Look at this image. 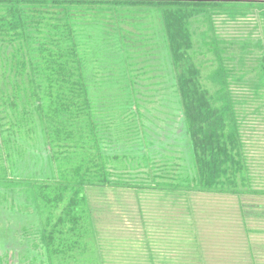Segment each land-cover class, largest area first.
Instances as JSON below:
<instances>
[{
  "label": "trees",
  "instance_id": "16d2710c",
  "mask_svg": "<svg viewBox=\"0 0 264 264\" xmlns=\"http://www.w3.org/2000/svg\"><path fill=\"white\" fill-rule=\"evenodd\" d=\"M133 18L157 20L159 31L129 23ZM220 18L246 36H220ZM123 25L141 27L138 40ZM160 43L186 141L185 172L171 181L156 174L146 139L116 154L102 141L109 131L128 146L156 110L131 68L137 49L147 55ZM235 86L248 93L236 94ZM0 113L7 126L0 192L20 195L27 216L36 217L47 264L105 263L90 213L92 188L264 196L254 189L242 132L250 114L264 113V0H0ZM36 141L48 148L45 178L15 172L28 165Z\"/></svg>",
  "mask_w": 264,
  "mask_h": 264
},
{
  "label": "rangeland",
  "instance_id": "374dc122",
  "mask_svg": "<svg viewBox=\"0 0 264 264\" xmlns=\"http://www.w3.org/2000/svg\"><path fill=\"white\" fill-rule=\"evenodd\" d=\"M222 20H217L220 36L228 39L246 36L245 28ZM140 22L135 18L129 21L143 24V29L154 27L159 31L157 20ZM137 25L122 26L135 34L128 36L132 40H138L137 35L141 34V27ZM153 44L154 39H151L150 45ZM145 45L146 42L140 43V46ZM137 52H141L140 57L132 61L131 68L136 88L146 99L154 96L152 100L156 104L152 108L156 110L146 114L142 125H137L128 146L125 140L109 131L102 136V141L105 148L116 154L131 147L135 151L146 139L153 145L155 165L159 167L155 168L156 174L165 176L163 181H171V177L185 172L181 166L186 141L170 67L162 43L147 55L143 49ZM234 92L239 95L246 90L235 86ZM257 105L252 104L248 110L252 111ZM5 123L4 114L0 113V146L6 136V131H2L7 129ZM242 132L254 189L264 191V113L250 114ZM32 148L26 152L28 165H17L15 172L24 177L49 176L48 148L37 141ZM13 159L17 162V157ZM163 159L166 162L161 165ZM3 162L0 166L7 167L5 158ZM169 165L171 171L166 168ZM8 175L11 174L8 172ZM88 194L95 238L99 241L104 264H264V218L254 216L264 214V196L191 194L173 197L163 193L137 195L134 191L96 188L90 189ZM24 206L20 195L0 192V264L45 263L37 219L34 215L27 216ZM35 258L40 260L34 261Z\"/></svg>",
  "mask_w": 264,
  "mask_h": 264
}]
</instances>
